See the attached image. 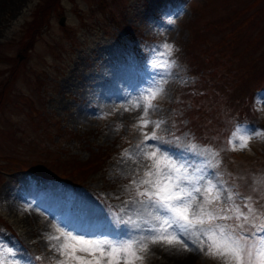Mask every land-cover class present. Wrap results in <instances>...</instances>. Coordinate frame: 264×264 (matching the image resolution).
<instances>
[{
	"label": "rangeland",
	"instance_id": "374dc122",
	"mask_svg": "<svg viewBox=\"0 0 264 264\" xmlns=\"http://www.w3.org/2000/svg\"><path fill=\"white\" fill-rule=\"evenodd\" d=\"M157 5L160 7L155 8ZM60 16L63 17L61 25L57 23ZM154 27H158L155 33L160 35L156 39L159 45L145 37ZM136 34H143L144 41L140 42L147 47L144 53H150L155 60L174 61V64L162 62L166 75L186 63L191 73L200 77L197 88L205 86L208 89L201 97L208 106L212 105L200 118L195 119V114L189 111V123L197 135H209L216 146L212 150L199 147L196 138L186 137L189 136L186 128L179 131L183 132L181 138L186 137V141L199 150L208 149L212 159L220 157L223 170L230 171L231 180L240 184L249 177L256 178L247 175L249 170L264 171V132L259 136L251 135L247 146L240 148L238 137L243 131L237 132V139L233 140L231 134L236 131L235 126L229 128L228 134L224 131L213 134L206 126L216 122L220 109L225 108L221 116L228 112V117H221L224 120L248 110L244 97L251 92L252 86L264 79V0H0V224L15 230L26 243L23 247L29 246L42 259L55 262L58 257L66 264H97L100 253L80 252L79 248L87 245L70 238L65 251L81 259L63 257L50 250V244L64 243V236L57 228L66 235L73 231L72 227L66 226L65 232L61 224L44 220L60 214L40 213L39 206L45 204L29 203L36 193L34 186L25 187L24 177L9 170L34 167L68 173L91 187L111 192V198L122 195L115 218L132 216L142 222L123 194L128 192L129 184L135 185L134 178L131 176L128 182L122 178L125 173L132 174V170L137 173L139 167L145 172L144 165L149 162L135 156L127 159L119 149L143 140L142 134L138 138L137 131L138 127L145 126L142 122L134 127L136 121L132 115H141L145 108L143 103L142 107H136L127 102L123 112L113 111L112 106L118 103L109 104L107 89L117 73V60L121 55L130 54L128 49L139 40ZM166 44L172 45L171 53L164 47ZM35 77L39 81H35ZM174 78L176 74L171 72L170 79ZM177 93L181 92L160 93L155 97L158 100H154V108L146 121L164 123L159 129L149 123L152 131L165 132L170 128L171 133L176 129V120L166 118V110L159 101L170 106ZM182 94L179 95L181 110L187 107V94ZM102 95L106 98H101ZM255 97L259 108H253L247 115L259 118L264 124V97L261 100L259 95ZM95 98L99 106L88 109V103H97ZM144 98L151 96L141 94L140 99ZM130 107L131 115L126 113ZM172 110L179 113L176 107ZM207 118L213 120L207 122ZM254 126L249 124L247 133H251ZM133 150L134 147L129 151ZM10 180L22 186L16 189L27 200L23 205L6 195L7 189L12 196L5 186ZM135 180L138 183L140 179ZM55 183L44 195L47 200L54 198L57 186L72 203L71 211L81 222L86 225L91 219L98 220L101 214L96 204L83 200L77 190ZM145 187L142 185L140 191ZM250 198L248 203L252 206L256 197L250 194ZM218 201L224 212L222 204L225 201ZM206 207L215 211L213 206ZM240 211L248 210L240 207ZM76 217L67 216L72 224L78 221ZM48 236H59L60 240L49 241ZM3 247L1 242L0 253ZM148 247L147 252L139 254L144 257L142 260L129 257L130 264H219L215 257L199 249L198 253L186 252L177 250L179 246L167 248L150 242ZM21 253L24 258L25 251ZM181 256L187 259L180 261ZM0 257L7 263L14 259L6 254ZM109 259L101 260L100 264H108ZM112 264H116L114 258Z\"/></svg>",
	"mask_w": 264,
	"mask_h": 264
},
{
	"label": "snow or ice",
	"instance_id": "6c2138e0",
	"mask_svg": "<svg viewBox=\"0 0 264 264\" xmlns=\"http://www.w3.org/2000/svg\"><path fill=\"white\" fill-rule=\"evenodd\" d=\"M164 47L171 53L172 45L166 44ZM171 64H174V61ZM147 91L154 99L163 89ZM139 106L137 103L136 107ZM153 107L149 102L144 114ZM141 120L143 126L153 123L155 129H159L164 123L146 121L143 116ZM240 131L241 129L237 128L231 134L232 137H236ZM168 134L173 136V140H165L163 135L158 136L155 130L145 133L143 140L134 145L132 153L126 149L122 154L125 157H142L149 162L144 165L145 178H141L139 183L135 179L132 181L136 185L139 199L127 202L133 206L135 215L142 219L143 227L132 216L127 220L121 219L120 223L124 227L112 234L111 239H85L84 236L73 235L74 230L65 235L57 228L61 236H64V243L50 244V250L63 257L81 259L74 253L65 251L70 238L87 245L79 248L80 252L91 254L98 251L100 259L97 264L105 257L110 258L108 264H112V258L116 264L121 260L130 264L129 257L136 260L144 258L138 253L147 252L150 242L162 244L167 248L179 246L177 250L186 252L199 249L205 255L222 258L225 264H264V235L260 234L264 233V224L253 223L251 231L241 224H217L218 219L227 220L232 217L222 214L219 210L209 211L206 206L214 200L223 199V193H227V201H232L234 196L239 194L230 192L214 179L215 173L211 171L213 164L208 158V149L199 150L195 144L182 146L179 137L170 132ZM251 135L259 136L261 132L253 130L251 133H244L238 137L241 141L238 146L246 147V141ZM229 143H232V140H229ZM141 185L146 186L143 191H140ZM213 191L215 195H211ZM198 194L202 197L201 200H198ZM250 199L245 198L247 214L241 212L240 206L234 203L228 204L224 212L232 211L238 221L243 217L244 221L248 222L250 215L256 212L248 203ZM47 239L59 241L60 237L48 236ZM36 259L40 260V257ZM0 264H5L3 257H0ZM56 264H66V261L57 260Z\"/></svg>",
	"mask_w": 264,
	"mask_h": 264
},
{
	"label": "trees",
	"instance_id": "16d2710c",
	"mask_svg": "<svg viewBox=\"0 0 264 264\" xmlns=\"http://www.w3.org/2000/svg\"><path fill=\"white\" fill-rule=\"evenodd\" d=\"M29 38H27V40H28ZM255 40V39H254ZM262 85H264V79H262V80H260L257 84H255L254 86H252V88H251V91H252V89L254 88V87H260V86H262ZM208 93V89L205 87V86H201V91L197 94V95H195V92L194 91H192V93H191V101H192V104H193V106H192V108L189 110V111H191L192 110V112L195 114V119L197 118V117H201V116H203V113H204V111H206L211 105H209L208 106V104H207V101L205 100V99H203V97H201V96H203V95H206ZM250 95V94H249ZM249 95H247V96H245L244 97V101L246 102V104L248 103V101L250 102L251 101V96H250V98H249ZM225 108H223V109H220L219 110V114H220V112H221V110H224ZM243 110L245 109V108H242ZM245 114L247 113L248 114V110L246 109L245 110V112H244ZM238 114H243V112H238ZM224 115H228V112L227 113H225ZM236 115V114H235ZM235 115H233V116H235ZM208 119H210L211 121L213 120L212 118H208ZM4 172H6V171H3L2 173H4Z\"/></svg>",
	"mask_w": 264,
	"mask_h": 264
},
{
	"label": "bare ground",
	"instance_id": "6f19581e",
	"mask_svg": "<svg viewBox=\"0 0 264 264\" xmlns=\"http://www.w3.org/2000/svg\"><path fill=\"white\" fill-rule=\"evenodd\" d=\"M180 261H185V259H187L185 256H181L178 258Z\"/></svg>",
	"mask_w": 264,
	"mask_h": 264
}]
</instances>
